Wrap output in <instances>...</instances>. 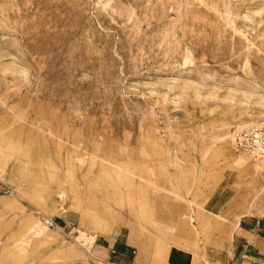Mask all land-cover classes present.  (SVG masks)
Instances as JSON below:
<instances>
[{
  "label": "rangeland",
  "instance_id": "rangeland-1",
  "mask_svg": "<svg viewBox=\"0 0 264 264\" xmlns=\"http://www.w3.org/2000/svg\"><path fill=\"white\" fill-rule=\"evenodd\" d=\"M260 97L264 0H0V264H264Z\"/></svg>",
  "mask_w": 264,
  "mask_h": 264
},
{
  "label": "built area",
  "instance_id": "built-area-1",
  "mask_svg": "<svg viewBox=\"0 0 264 264\" xmlns=\"http://www.w3.org/2000/svg\"><path fill=\"white\" fill-rule=\"evenodd\" d=\"M233 149L252 159L264 156V124H251L238 129L233 135ZM45 224L51 226L49 220Z\"/></svg>",
  "mask_w": 264,
  "mask_h": 264
},
{
  "label": "crops",
  "instance_id": "crops-1",
  "mask_svg": "<svg viewBox=\"0 0 264 264\" xmlns=\"http://www.w3.org/2000/svg\"><path fill=\"white\" fill-rule=\"evenodd\" d=\"M60 196L62 197L61 193H60ZM111 213H114V211H112ZM111 215V214H110ZM113 217V216H112ZM242 223V220L241 222ZM59 229V228H58ZM242 231L245 233V235L249 234L251 235L252 237H255L257 239V242L258 243H264V218L262 219H259V220H252L249 224V226H247L246 224V227L245 229H243L242 227H240L239 223H235L233 224V231ZM229 239H232V233H229L228 235ZM247 245H251L250 242H247ZM252 243V242H251ZM250 247H254L252 249H257L255 248V246H250ZM248 248V246H244L243 247V252L246 251V249ZM117 251H116V254L118 257H116V259L118 260V262H120L121 264H124L125 263V256L128 255V251L123 248V247H117L116 248ZM255 255H260V252H249L248 251V255H244L245 258H248L251 263H254V261H257L258 258L255 256ZM108 254H107V258H108ZM122 259V260H121ZM117 264V262H114Z\"/></svg>",
  "mask_w": 264,
  "mask_h": 264
},
{
  "label": "bare ground",
  "instance_id": "bare-ground-1",
  "mask_svg": "<svg viewBox=\"0 0 264 264\" xmlns=\"http://www.w3.org/2000/svg\"><path fill=\"white\" fill-rule=\"evenodd\" d=\"M259 105H264V97H260L259 98ZM262 123H264V122H262ZM249 125H251V123L249 122V123H245V124H243V125H241V126H239V127H247V126H249ZM264 156H262V157H260L259 159H261V158H263ZM263 213V212H262ZM70 234H72V232L70 233ZM79 243V242H78ZM79 247V246H78Z\"/></svg>",
  "mask_w": 264,
  "mask_h": 264
}]
</instances>
